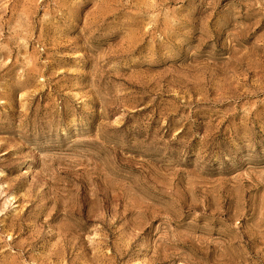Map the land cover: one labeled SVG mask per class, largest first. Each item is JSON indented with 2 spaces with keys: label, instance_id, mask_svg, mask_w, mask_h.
<instances>
[{
  "label": "rangeland",
  "instance_id": "rangeland-1",
  "mask_svg": "<svg viewBox=\"0 0 264 264\" xmlns=\"http://www.w3.org/2000/svg\"><path fill=\"white\" fill-rule=\"evenodd\" d=\"M0 264H264V0H0Z\"/></svg>",
  "mask_w": 264,
  "mask_h": 264
}]
</instances>
